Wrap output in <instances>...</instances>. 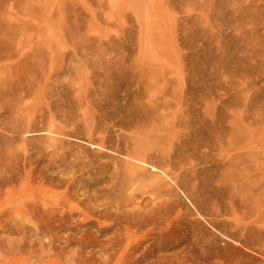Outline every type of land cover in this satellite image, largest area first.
I'll use <instances>...</instances> for the list:
<instances>
[{
  "label": "rangeland",
  "instance_id": "1",
  "mask_svg": "<svg viewBox=\"0 0 264 264\" xmlns=\"http://www.w3.org/2000/svg\"><path fill=\"white\" fill-rule=\"evenodd\" d=\"M113 205L120 264H264V0H0V264H102Z\"/></svg>",
  "mask_w": 264,
  "mask_h": 264
},
{
  "label": "bare ground",
  "instance_id": "2",
  "mask_svg": "<svg viewBox=\"0 0 264 264\" xmlns=\"http://www.w3.org/2000/svg\"><path fill=\"white\" fill-rule=\"evenodd\" d=\"M62 140V139H61ZM63 142V141H62ZM56 148V147H55ZM62 153V152H61ZM76 158V157H75ZM60 168V167H59ZM51 184L46 186V187H42L43 191H45V193H51L52 192V189L50 188ZM126 186V185H125ZM53 187V186H52ZM41 191V190H40ZM68 191H63L61 192L62 193V198L64 197V201L65 203H70L71 201H73V199L71 197H68L67 194H68ZM134 191V190H133ZM132 191V192H133ZM41 195V194H40ZM44 195V193L42 194ZM48 195V194H47ZM53 195V194H52ZM154 195L156 196V193H154ZM153 195V196H154ZM51 195H49L48 197H50ZM47 197V198H48ZM52 197V196H51ZM42 198V197H40ZM43 199V198H42ZM51 199V198H50ZM39 200V199H38ZM49 200V198H48ZM115 200V199H114ZM47 201V200H46ZM112 201V200H111ZM110 201V202H111ZM116 201V200H115ZM114 202V201H112ZM111 202V203H112ZM117 202V201H116ZM115 202V203H116ZM47 203H49V201H47ZM50 203H53L50 202ZM49 203V204H50ZM55 203V202H54ZM53 203V204H54ZM110 203V204H111ZM114 203V204H115ZM120 203V202H119ZM46 204V202H45ZM47 205L49 207H56L58 206V204L56 206H54L53 204L51 205ZM56 204V203H55ZM109 204V203H108ZM107 204V205H108ZM133 204V203H132ZM53 205V206H52ZM68 205V204H67ZM112 205V204H111ZM120 205V204H119ZM117 205V206H114V209L113 211L114 212H104V213H97V214H89L88 211H82V214L83 215H86L87 217L85 219H82L81 222H84V223H88L90 222V220L92 218H95L97 217L98 219L99 218H102L103 221L101 225H99V232L100 231H108V230H111L112 231V237L108 239V242L105 246H102L101 248V251L106 254L105 258L102 259V264H120L121 262H124L125 259L129 256V252H132L134 250V247L135 244H138L140 241H137V237L136 234L138 232V230L143 226V224H146V223H150L151 226H152V229L155 227L156 225V220H155V217L157 216L158 218H160V214H158V210L156 212V210L153 212V213H147L144 212V211H140L139 208L137 209H130L127 210V209H122L123 207H121L120 209V206ZM138 205V204H137ZM77 206V204H76ZM110 206V205H108ZM107 206V207H108ZM136 206V205H134ZM155 206V204H154ZM153 206V207H154ZM152 207V209L154 210V208ZM113 208V207H112ZM151 209V210H152ZM119 212H117V211ZM156 212V213H155ZM96 213V212H95ZM89 214V215H88ZM165 216V215H164ZM108 217H111V221L108 222L106 221ZM145 219H148V220H145ZM159 220V219H158ZM80 222V221H79ZM50 230V229H48ZM149 230V229H148ZM49 234H50V231H49ZM44 235V234H43ZM147 235V233H146ZM54 237L53 235H49V241L48 243L44 244L42 243L43 246L45 247H48L46 248L47 251H46V255L47 254H51L54 253V249H53V246L54 244H52V242L54 241ZM143 237V236H142ZM146 238V237H145ZM71 239H68L67 242H70ZM139 240V238H138ZM140 240H145V239H140ZM66 245V244H65ZM45 249V250H46ZM111 251V252H110ZM22 252V248L18 247V249H16V252L15 253H21ZM93 252V251H92ZM66 253V252H65ZM2 254V253H1ZM10 255V254H9ZM12 255V254H11ZM14 255V254H13ZM12 255V256H13ZM47 255V256H49ZM32 256V255H31ZM57 256V255H56ZM62 256V255H61ZM11 257V256H10ZM58 257V256H57ZM56 257V258H57ZM104 257V256H103ZM14 259V258H13ZM22 259V257H21ZM51 259V258H50ZM59 259V258H58ZM80 261L78 264H84L86 262L85 258H83L82 256L79 257ZM78 259V260H79ZM23 260V259H22ZM57 260L55 259V261H52L51 263L49 262V264H55L57 263L56 262ZM10 262H14V260H11L10 259ZM47 262V261H46ZM7 263V262H6ZM9 263V262H8ZM31 263V262H30ZM35 263V262H34ZM32 263V264H34ZM42 263V262H41ZM59 263V262H58ZM57 263V264H58ZM14 264V263H13ZM21 264V263H20ZM23 264V263H22ZM36 264V263H35ZM40 264V263H39ZM45 264V262H44Z\"/></svg>",
  "mask_w": 264,
  "mask_h": 264
}]
</instances>
